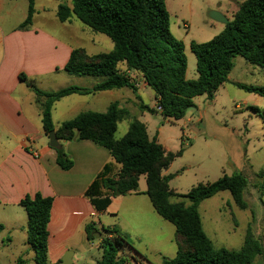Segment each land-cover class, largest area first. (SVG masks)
I'll list each match as a JSON object with an SVG mask.
<instances>
[{"label":"trees","instance_id":"1","mask_svg":"<svg viewBox=\"0 0 264 264\" xmlns=\"http://www.w3.org/2000/svg\"><path fill=\"white\" fill-rule=\"evenodd\" d=\"M56 1L61 23L76 17L93 31L110 38L114 45L111 51L94 55L83 48L72 50L64 70L69 75L94 78L97 82L91 89L72 85L45 92L33 82H27L39 98L46 136L55 131L61 141H90L110 152L113 162L103 167L85 193L95 209L106 211L112 199L138 192L144 176L145 194L153 208L176 229V256L163 258V264H253L256 258L264 257L263 241L251 225L247 227L240 249L215 248L204 231L199 213L204 200L223 191L230 192L240 209H247L244 191L248 180L244 174H225L213 183L199 184L186 195H179L170 188L173 175H164V172L182 156L183 148L176 153L166 152L157 135L151 138L146 124L132 118L129 110L119 102H113L104 113H80L56 130L52 117L55 103L62 98L128 88L140 102L141 110L156 113L160 107L159 113L166 121L174 123L184 119L188 110L196 107L197 97L205 95L208 100L214 99L216 92L228 81L238 56L264 69V0H244L219 35L204 43L191 42L197 60L195 80L187 78L186 46L171 30L166 0ZM28 2V16L22 29L32 25L36 13V0ZM131 72L139 74L154 91L155 108L141 102L138 82ZM20 78L27 81L23 74ZM238 87L264 98V87L241 84ZM124 119L132 121L127 133L116 139L118 124ZM54 150L57 164L63 170H70L74 162L60 146ZM258 175L264 178V172ZM173 197L185 200L172 202ZM19 205L27 212L26 243L35 251V263L49 264L48 225L53 198L36 193L26 196ZM101 228L108 237L102 240V257L96 264H125L121 250L127 247L135 252L129 237L116 228ZM3 230L4 226L0 225V234ZM98 231L95 223L86 226L89 242L94 241Z\"/></svg>","mask_w":264,"mask_h":264},{"label":"rangeland","instance_id":"2","mask_svg":"<svg viewBox=\"0 0 264 264\" xmlns=\"http://www.w3.org/2000/svg\"><path fill=\"white\" fill-rule=\"evenodd\" d=\"M218 1L166 0L171 30L186 46L187 76L191 80L197 78V60L191 50V42L204 43L219 35V26L210 17L212 11H217ZM58 4L56 0H36L33 23L22 29L21 25L28 16V0H0V34L6 35L14 30L43 32L56 38L63 49L83 48L92 55L107 53L113 49L110 38L93 31L76 17L61 23L57 17ZM221 4L231 6L232 0H223ZM1 51L2 46L0 55ZM230 77L231 81L226 83L224 89L216 92L213 100H208L205 95L196 98V107L188 110L184 119L174 123L166 121L159 112H145L142 115L143 110L137 99L127 102L124 98L120 104L129 110L132 118L147 123L149 135H157L166 152L176 153L183 148L182 156L176 158L165 171L167 175H173L170 188L175 193L186 195L193 187L213 183L225 174L245 175L248 180L244 191L247 209H240L229 191L219 192L204 200L199 207L204 231L214 247L238 250L243 245L248 225L253 227L254 233L264 244V178L258 175L264 172V105L258 104V109L254 108L257 111H253L251 107L257 105L253 98H258L257 95L239 89L235 83L239 81L245 86L264 87V69L238 56ZM71 78L74 77L63 71L57 81L52 82L47 77L34 79L40 89L57 91L72 85ZM78 78L83 80L85 86L84 80L94 79ZM29 90L36 97L33 90ZM118 90L107 91L101 96L103 101L100 102L99 112H105L111 103L122 100L119 96L121 93L117 92H124L128 99H132L130 89ZM140 97L143 104L155 108V94L151 88L143 89ZM87 98L90 99L77 95L64 99L54 114L55 122L64 119L63 113L71 106L77 107L74 110L78 112L81 109L92 110L86 103L77 106L74 103ZM245 102L249 103L248 106ZM131 121L132 119H124L118 124L116 139L127 133ZM139 184V191L147 189L144 176ZM126 198L118 199L113 209L100 218L106 227L123 231L132 242L135 252L127 247L121 250V256L126 259L125 264H163V258H174L178 249L175 226L156 213L147 197L134 195ZM182 200L185 199L171 198L172 202ZM186 202L189 203L188 200ZM114 209L118 210V216H114L117 213ZM17 211L0 206V223L7 225L0 234V264H36L35 251L26 243L22 230L12 229L6 222ZM27 219L28 216L21 219L26 230ZM98 229L93 242L88 243L82 238L75 258L76 264H95L102 257V240L108 234L101 227ZM49 264H54V261L50 259ZM253 264H264V257L256 258Z\"/></svg>","mask_w":264,"mask_h":264},{"label":"crops","instance_id":"3","mask_svg":"<svg viewBox=\"0 0 264 264\" xmlns=\"http://www.w3.org/2000/svg\"><path fill=\"white\" fill-rule=\"evenodd\" d=\"M243 1L232 0L231 6H223L221 4L223 0H219L216 3L218 5L216 10L228 21H231ZM216 23L219 26L217 32L220 34L225 29L226 24ZM0 46H2L0 55V206L3 208L11 207L14 211L18 209L15 214L8 217L6 222L12 229H21L26 238V226L22 225L21 219H25L27 214H25V209L19 205L20 201L26 196H33L36 193H41L45 197H52L53 206L48 225L49 260L52 259L54 264H62L66 254L72 252L68 254L67 258L72 260V264H76L75 258L82 238L84 237L85 241L90 243L87 239L86 226L89 223H95L97 228L106 227L100 218L113 209V205L119 201L118 199H127L126 197L136 195L147 197L151 203L145 194L147 189L139 191V184L138 192L114 198L106 211H97L85 193L103 167L113 162L110 152L90 141L59 140L60 147L74 162L70 170H63L57 164V152L50 147L49 137L44 132L39 98L37 95H35L37 98L31 95L29 92L31 88L27 85V82H33L36 85L34 79L36 77H47L52 82L57 81L62 72H66L64 67L69 60L72 49H63L61 43L49 34L17 30L6 35L1 33ZM22 74L27 78L26 82L21 80ZM138 75L136 72H131L133 78H137ZM69 76L74 77L71 78L72 85L82 88L91 89L97 82L94 79L84 80L87 85L85 86L83 80L78 76ZM230 81L231 77L229 76L226 83ZM137 82L140 96V92L147 89L148 86L140 75ZM226 83L218 91L224 89ZM235 84L243 85L244 83L237 81ZM36 86L38 87V85ZM45 92L54 91L46 90ZM106 92L80 95L90 97V99H79L74 103L76 106L86 103L92 108L88 111L99 112L100 102L103 101L101 96L103 97ZM117 93H121L119 96L122 98V100L117 101L119 104L124 98L127 102L136 100L133 92L132 99H128L124 92ZM77 95L79 94L62 98L55 103L52 110L55 130L62 123L75 118L80 113L87 112L82 109L80 112L75 111L77 107L71 106L66 109V113H63L64 110L61 112L64 119L55 122L54 114L59 107L58 105L64 99ZM257 97L253 98L257 104L251 107L253 111L254 108L258 109V104L264 105V98L258 95ZM86 100L87 102H84ZM244 104L248 106L249 103L245 102ZM154 107H156V101ZM145 112L148 111H142V115ZM60 117L61 115H59ZM145 124L147 126V123ZM116 167L120 168L118 165ZM164 175L167 173L164 172ZM113 211H117L114 216L119 215L118 210L114 209ZM0 225L3 224L0 223ZM3 226L5 229L7 225L4 224Z\"/></svg>","mask_w":264,"mask_h":264},{"label":"water","instance_id":"4","mask_svg":"<svg viewBox=\"0 0 264 264\" xmlns=\"http://www.w3.org/2000/svg\"><path fill=\"white\" fill-rule=\"evenodd\" d=\"M210 17L212 20H214L216 22H220V23H224V24H227L229 22L228 19L226 17H224L218 11H212L210 13ZM49 140H50V147L51 148H58L60 146V142H59V139H58L55 131L50 132ZM68 254H66V257L63 258L62 264H72V260L67 258Z\"/></svg>","mask_w":264,"mask_h":264},{"label":"built area","instance_id":"5","mask_svg":"<svg viewBox=\"0 0 264 264\" xmlns=\"http://www.w3.org/2000/svg\"><path fill=\"white\" fill-rule=\"evenodd\" d=\"M185 27H186V25H185ZM157 110L160 112L161 111V108L160 107H157Z\"/></svg>","mask_w":264,"mask_h":264}]
</instances>
